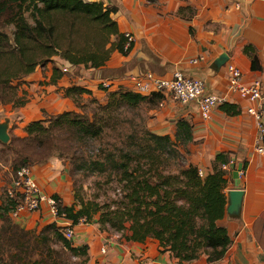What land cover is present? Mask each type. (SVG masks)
<instances>
[{
  "label": "trees",
  "instance_id": "16d2710c",
  "mask_svg": "<svg viewBox=\"0 0 264 264\" xmlns=\"http://www.w3.org/2000/svg\"><path fill=\"white\" fill-rule=\"evenodd\" d=\"M113 11L114 7L102 0H0V25L13 26L10 33L0 26V103L14 107L26 104V91L19 93V88L28 83L25 77L36 67L51 62L54 55L72 65L98 67L114 49L129 53L133 41L126 45L125 32L119 30ZM244 49L251 58V67L259 68L252 46L247 44ZM65 73L61 65L54 63L51 82ZM103 89L108 90L106 100L91 115L75 109L45 113L25 124L23 136L10 137L8 145L16 153L12 158L13 173L21 165L43 159L54 148L56 138L75 143L98 139L109 124L112 109L121 104L134 107L148 101L157 105L164 99L159 92L146 95L121 86ZM81 92L92 91L77 84L63 88L66 96ZM219 106L227 114L239 112L238 106L228 101ZM175 124V139L168 133L147 131L149 142L138 148L113 151L101 146L88 166L116 175L121 192L102 202L80 197L77 208L75 203L67 205L57 193H52L58 212L74 224L80 218L87 221L97 214L101 229L110 226L121 230L127 240L155 238L159 250L169 251L179 264L198 258L201 253L206 254L208 262L222 258L232 242L227 227L218 223L227 205L228 170L222 164L229 161L230 151L216 153L212 170L205 175L199 174L198 166L188 160L170 170L163 159L166 152L177 157L181 154L173 147L174 142L192 141L189 119L178 117ZM13 203L10 199L0 204V264H87L86 243L73 244L54 221L44 224L39 232L25 228L12 220L9 210ZM51 237L59 239L64 250L83 257L71 261L51 257L48 252L43 254L44 250H51L47 244Z\"/></svg>",
  "mask_w": 264,
  "mask_h": 264
},
{
  "label": "crops",
  "instance_id": "0c3cea01",
  "mask_svg": "<svg viewBox=\"0 0 264 264\" xmlns=\"http://www.w3.org/2000/svg\"><path fill=\"white\" fill-rule=\"evenodd\" d=\"M102 1L114 7L111 14L119 30L129 31L134 37L129 53L122 54L114 49L104 64L89 66L114 80L108 89L127 85L130 72L149 69L170 75L179 68L186 74L201 77L206 92L223 93L226 101L238 106V113L227 114L218 105L212 109L210 117L203 118L195 102L183 105L164 97L161 104L150 108V114L154 116L151 124L153 131L173 137L177 118L189 119L192 141L187 143L190 150L187 160L196 164L203 175L212 170L216 153L230 151V159L225 163L228 170L225 192L239 187L243 190V198L238 216H231L225 210L218 220L227 227L232 242L217 261L256 264L252 257H261L259 246L264 249V151L259 152L256 148L258 126L254 116L246 110L249 101L228 89L226 65L233 63L241 70L244 84L264 79V0ZM247 44L256 53L259 68L251 67V58L244 49ZM192 58L198 60L191 62ZM62 62L58 61L57 65ZM47 68L44 70V65L36 67L25 77L28 83L19 88L20 94L26 91L28 101L12 112L21 124L19 130L22 133L28 121L44 117L43 113L77 109L73 99L64 95L63 88L82 84L71 81L67 74L51 82L52 65ZM91 90L95 95L105 91L95 87ZM6 106L0 103V112ZM238 162H244L245 166H242L236 186L231 171ZM46 167L45 164L31 165L42 189ZM43 214L24 211L18 222L24 227L40 226L46 222ZM46 217L47 221L51 219ZM94 224H77L75 227V245L87 244V264H179L169 251L159 250L155 238L127 240L117 232L109 233L99 226L94 228ZM102 244L107 245L105 252L99 250ZM209 263L206 257H198L184 264Z\"/></svg>",
  "mask_w": 264,
  "mask_h": 264
},
{
  "label": "rangeland",
  "instance_id": "374dc122",
  "mask_svg": "<svg viewBox=\"0 0 264 264\" xmlns=\"http://www.w3.org/2000/svg\"><path fill=\"white\" fill-rule=\"evenodd\" d=\"M26 14L29 15V12L27 11ZM28 17L31 19L30 16ZM1 24V28L5 29L9 33L13 29L11 24ZM58 61L62 62L59 60L58 55H54L52 61L44 65V70L48 69L47 67H51L54 63L57 64ZM60 65L61 67L66 66L68 68L65 74H67L68 78H71V81L73 82L79 81L83 86L89 89H91V87H95L100 90L107 88V86L102 84V79H106L109 76L101 75V72L96 71L95 68L91 69L89 66L82 64L73 67L69 66L67 62H62ZM107 93L108 90L103 92L101 91L98 96L92 92H81L80 94L70 97L76 105L77 109L75 110L91 115L94 110L98 109L97 106L99 103L105 102ZM154 106H156V103L153 104V102L142 101L134 107L121 104L113 108L112 116L108 120L109 124L105 127L104 133L98 139L90 138L87 139L86 142L75 143L71 139L61 140L56 138L54 140L55 145L52 151L45 154L44 158L39 162H36L37 164H45V166H47L45 168V173H43L44 177L41 176L44 183L43 190L48 194L57 193L65 204L70 205L75 203L76 208L79 206L80 197L84 200L95 199L102 202L103 200H109L118 196L121 192V184L118 177L116 175L109 174L108 170L100 172L96 168L91 169L88 166V161L99 152L101 146H107L113 151H119L120 148H138L141 145L147 144L149 140L146 136V132H155L152 130L153 124H151V118L154 116L150 114V108H153ZM158 107L160 108V105H158ZM17 108L18 107L12 106L11 103H7L6 108L0 112V123L6 124L5 127L9 134L7 141L0 140V204L2 202L5 204L8 202L6 192L10 186L13 176L12 158L16 155L13 147L11 146V148L8 145L9 139L13 136H23L25 134V132L22 133L21 130H19L21 124H19L16 115L12 112V110H16ZM56 133H58L59 136L64 135L63 132ZM175 135L176 127L173 132V139H175ZM187 143H183L181 140H176L173 147L177 149L178 153L181 155L174 157L171 154H168L169 152H166L163 156V159L168 164V169L175 170L179 165L183 164L187 160V154L190 151L187 147ZM168 149L169 148L166 147V151H168ZM58 190L61 191V194L58 193ZM42 213H44L43 221H46L45 223H41L40 226L33 225L25 228L39 232L44 224L52 222L51 219L47 221L48 218L46 216H48V213L46 210H43ZM239 213L240 210L237 214L229 215L236 217ZM39 217L43 218L42 216ZM97 217V214H93L89 220H84L83 222L84 224L95 222L94 228L98 229L99 224L97 222ZM12 220L15 222L20 221L19 218L14 217H12ZM99 228L101 229V227ZM104 228L109 233L117 232L119 235H122L121 230L118 231L110 226ZM71 241L75 244V239ZM47 244H49V248L51 250L46 249L43 251V254H47L48 252L51 257H63L71 261H76L80 257H83L73 253L72 251L64 250L61 241L57 238L51 237L47 241ZM258 249L259 251L261 249V257H252V259L256 261V264H263L264 249L260 248V246ZM37 256L38 255L36 254L33 257ZM198 257H206V254L201 253ZM224 263V260L219 262L215 260L209 264Z\"/></svg>",
  "mask_w": 264,
  "mask_h": 264
},
{
  "label": "built area",
  "instance_id": "2783aa9c",
  "mask_svg": "<svg viewBox=\"0 0 264 264\" xmlns=\"http://www.w3.org/2000/svg\"><path fill=\"white\" fill-rule=\"evenodd\" d=\"M129 41H134L133 34L125 32ZM199 58V57H198ZM198 58H192L191 62H196ZM201 58V57H200ZM68 63V62H67ZM69 66L75 67L68 63ZM67 71V67H61ZM226 72L228 77V89L236 92L240 98L249 101L246 107L247 112L252 114L257 121V151H264V79L256 80L250 84L242 82V72L233 63H227ZM127 79V85L121 86L141 94H150L159 92L164 97H170L174 101L183 105L191 102L197 104L201 117L208 118L214 107L226 101V95L223 93H214L205 91L204 80L199 76L186 74L183 70L175 68L170 75L158 74L152 70L145 69L141 71L130 72ZM114 83L111 78L102 79L104 86L110 87ZM163 99L159 102L162 103ZM225 163L222 167L225 168ZM243 169V168H242ZM239 171V175L242 173ZM199 174L202 172L199 170ZM6 196L8 200L13 199L15 203L10 204L9 213L14 218H20L24 211L46 210L48 216L54 221L59 231L68 239L73 240L76 236V225L84 224V218H80L78 223H72L64 213H59L57 209V199L46 193L38 180L35 178L31 165H21L13 173L10 186L7 189ZM107 245L102 244L99 248L105 252Z\"/></svg>",
  "mask_w": 264,
  "mask_h": 264
},
{
  "label": "water",
  "instance_id": "95a60500",
  "mask_svg": "<svg viewBox=\"0 0 264 264\" xmlns=\"http://www.w3.org/2000/svg\"><path fill=\"white\" fill-rule=\"evenodd\" d=\"M5 123H0V140L7 141L9 138V134L6 130ZM242 162H238L237 166L231 171V176L234 180V184L237 186L239 183V171L242 169ZM227 205L226 211L229 214H237L240 210L242 198H243V190L239 187L231 188L227 191Z\"/></svg>",
  "mask_w": 264,
  "mask_h": 264
}]
</instances>
